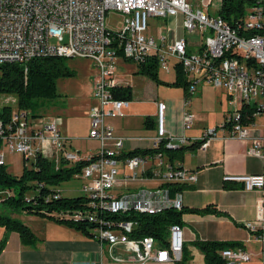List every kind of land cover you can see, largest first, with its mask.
I'll list each match as a JSON object with an SVG mask.
<instances>
[{"label": "built area", "instance_id": "2783aa9c", "mask_svg": "<svg viewBox=\"0 0 264 264\" xmlns=\"http://www.w3.org/2000/svg\"><path fill=\"white\" fill-rule=\"evenodd\" d=\"M240 1L247 6L236 28H231L219 16L220 0L216 7L213 0H0V64L25 65L43 57L76 58L90 60L98 71L91 81V104L86 113V140L96 144L93 153L81 155L71 149L70 141L59 132L57 119L33 123L14 109L7 119L0 118V165H5V155L19 156L24 168L31 167L37 155L54 160V169L84 162L74 179L82 183L80 194L87 202L71 218L94 224L92 239L109 256L113 248L119 247L130 255L132 264L179 262L180 225H170L165 246H158L150 236L131 238L135 223L114 217L131 212L155 215L166 209L179 211L181 194L169 192L167 185L195 181L194 173L173 167L160 153L124 156L129 153L123 150L125 142H147V150L160 146L175 150L190 141L167 135L165 104L159 101L154 104L151 137L114 135L106 121L123 118L129 107L128 101L113 96V90L119 87L116 66L127 61L136 67L139 56L153 58L157 71L163 74L173 73L174 65H178L188 83L186 106L199 85L224 92L234 110L217 127L202 132L197 139L199 150L215 138L217 130L224 133V138L247 141V127L252 123L240 124L238 111L244 105L254 108L251 118H261V136L251 140L246 152L264 160V0ZM108 11L122 16L119 28L104 27ZM177 16L186 36H199L195 52H188L190 44L185 36L169 42L148 33L149 20ZM51 40L56 44L51 45ZM193 120L188 111H183L182 130H189ZM142 181L153 185H136ZM221 181L237 183L242 191L257 193L253 219L240 227L259 246L256 263L242 247L224 248L218 256L223 264H264V174L224 175ZM110 260L112 264H122L115 256Z\"/></svg>", "mask_w": 264, "mask_h": 264}, {"label": "crops", "instance_id": "0c3cea01", "mask_svg": "<svg viewBox=\"0 0 264 264\" xmlns=\"http://www.w3.org/2000/svg\"><path fill=\"white\" fill-rule=\"evenodd\" d=\"M161 21L162 24L160 26L165 28V37L167 41L171 42L172 40L184 36L180 25V16L168 20L161 19ZM160 26L152 31L151 34L149 31V34L154 37L160 35V30H158L161 29ZM178 31H180V34ZM178 35L179 37H177ZM123 63L125 62H118V64ZM116 73L117 72H115V77L119 82L118 86H128L131 91V84H127V80ZM161 81L167 83L172 82V80ZM148 82L154 84L150 80H148ZM150 84L148 85L149 95L156 91ZM166 88H172L178 93H175L173 97H167L163 100H159L156 96L150 98L147 104L153 109L152 116H149L145 111L143 112V108L138 106L141 105L139 101H133V93L131 91L129 108L126 110L125 116L121 119H109L106 121V124L113 130L114 135L124 138L151 137L154 134V104L157 101L163 102L166 106L164 111V128L167 135L172 137H184L190 141L189 144L197 140L204 130L217 127L223 119L234 110L228 105L227 98L224 95L225 105L228 106V110H223V117L221 116L219 122H212L204 125L197 123L195 126L193 123L189 131H183L181 125L182 112L188 111V105L186 106L184 104L186 96L181 88ZM207 88L210 87L201 85L200 91H206L208 90ZM199 97L201 98V93H199ZM218 103L219 106H222L221 100H219ZM138 116L140 120L135 121L134 118ZM145 118L150 119L147 123L150 127L147 129H144L142 126V122ZM57 120L58 129L61 134L60 127L63 125V120L66 119L59 117ZM247 128L249 131L247 141L224 138V133L217 130L215 132V138L210 140L203 150L194 148L191 151H185L182 153L180 159L176 158L171 163L173 167L184 169L195 175V181L193 183L178 184L179 187H182L179 191L181 194V208L203 209L209 206L217 211L215 215L182 214L180 218L182 248L191 261L195 257L202 260V255L194 243L198 240L237 242L244 250L252 254L253 263L257 262L259 245L249 239L248 234L240 225L245 221L253 219L255 202L258 195L255 192L242 191L240 185L237 183L224 184L221 181L224 175L241 176L264 174V160L250 157L246 152L252 144L251 140L261 136V118L255 116L252 125ZM61 135L70 141L69 147L81 155L91 154L96 149V145L88 148L89 144L87 142L91 141L86 140V136L74 139V136L68 137V135ZM77 141L82 142V147H78L75 144ZM124 147H126V150H124ZM148 147L147 142H125L123 150L127 153L135 149L146 150ZM136 185L147 187L153 184L142 181L138 182ZM20 218L21 223L29 230L33 239L28 242H22L15 232L6 231L0 227V240L4 241L3 248L0 251V264H112V260H110L111 256L120 259L122 264H132L129 262V260H131L130 255L119 247L113 248L109 256L107 251L102 247L100 248L94 239H90L73 229L57 225L51 221L35 216L22 215ZM248 245H255L256 248L248 249ZM183 263L192 264L190 261H184ZM146 264L154 263L149 262Z\"/></svg>", "mask_w": 264, "mask_h": 264}, {"label": "trees", "instance_id": "16d2710c", "mask_svg": "<svg viewBox=\"0 0 264 264\" xmlns=\"http://www.w3.org/2000/svg\"><path fill=\"white\" fill-rule=\"evenodd\" d=\"M221 7L219 16L231 28H236V22L243 10L245 4L240 0H220ZM241 35V31H237ZM247 33L246 35H251ZM68 59L59 57L36 58L25 65L20 64H0V96H11L15 99V109L27 117H32L38 102L42 99H51L56 96V81L59 79H68L74 76L66 61ZM176 67V68H175ZM173 80L170 83L163 82L158 78L157 65L153 58L147 59L144 63L136 66L135 74L150 80L155 85L166 87L181 88L185 96L188 83L178 65H174ZM113 96L116 99L130 101L131 91L128 86L117 87L113 90ZM11 108L3 106L0 109V118L7 119L10 115ZM256 110L247 105L242 106L239 111L238 122L242 125H248L253 122L251 118ZM150 119L145 118L142 122L144 129H147V123ZM200 141H192L191 144L179 146L175 150H168L160 146L155 150L135 149L124 156L133 154L145 155L148 153H160L168 162L172 163L176 158L180 159L185 151H191L197 148ZM174 154V155H173ZM94 158V157H92ZM84 162L76 166L66 167L60 165L54 169L52 161L47 160L41 155H37L29 168H22L18 177L10 175L5 165H0V192L5 193L4 201L1 205L4 212L12 214L15 211H22L25 214L35 216L51 221L57 225H62L73 229L82 235L92 239V230L96 227L85 219L73 220L72 215L86 205L84 196L74 198L62 197L56 188L60 183L67 182L78 175ZM169 192H179L182 187L178 184L167 185ZM30 192L29 196L25 193ZM185 213L196 215L217 214L214 208L206 206L203 209H183L175 211L173 209L163 210L159 214L147 215L138 213H125L119 217L123 221L135 223L131 232V238H142L145 236L152 237L157 241L158 246H165L167 229L170 225L181 224V216ZM4 215L0 212V227L6 231L15 232L22 242L31 241L32 235L29 230L18 220ZM112 217V219H115ZM195 246L202 255L204 264H223L218 256L219 251L224 248L241 247L237 242H218V241H198ZM4 241L0 240V251L3 248ZM187 254L181 253L179 262L182 264L186 261Z\"/></svg>", "mask_w": 264, "mask_h": 264}, {"label": "rangeland", "instance_id": "374dc122", "mask_svg": "<svg viewBox=\"0 0 264 264\" xmlns=\"http://www.w3.org/2000/svg\"><path fill=\"white\" fill-rule=\"evenodd\" d=\"M219 0H213L215 7L218 5ZM152 20V19H151ZM123 18L120 14H117L113 11H108L104 17V27L107 30H114L119 28L122 25ZM162 24L161 19L149 20V30L150 34L152 31L156 30ZM156 26V28H155ZM161 27V26H160ZM165 28L160 29V37L166 38L164 30ZM180 34V31H178ZM186 40L190 44L188 52H195L194 45L200 40L199 36H186ZM179 37V35L177 36ZM176 37V38H177ZM180 38V37H179ZM51 45L56 44L55 41L51 40ZM123 64H117V73L119 76L127 80V84H131L133 101H139L141 105L139 107L143 108L149 116H152L153 109L147 104V101L150 100L153 96H156L159 100H163L167 97H173L175 95L174 89L163 87V85L150 84L148 80L144 77L136 75V67L134 64L124 61ZM67 67L74 72V76L68 79H59L56 81V96L51 99H42L38 102V105L33 112V116L29 117L33 123L46 122L48 119H57L61 117L63 120V125L60 127L61 134L74 136L73 138H79L87 135V107L91 104V91L90 85L92 78L97 76L98 71L94 63L86 59H68L66 61ZM158 77L161 80L171 81L173 80V73L163 74L158 72ZM131 81V83H130ZM152 85L156 91L153 94H148V85ZM156 87V88H155ZM200 85L196 87V92H194L189 97V104L187 110L194 117L193 123L194 126L198 124H209L212 122H219L223 114V110H228V106L225 105L224 92L220 90H213L207 88L206 91H200ZM179 89V88H176ZM201 93V98L199 97ZM222 101V106H219L218 101ZM145 102V104H144ZM3 106H9L11 111L15 109V99L11 96H0V109ZM129 108V107H128ZM222 109V110H221ZM223 117V116H222ZM135 121L140 120V117H135ZM58 122V121H57ZM62 122V121H61ZM120 122V121H118ZM189 131V130H187ZM81 141L75 142L78 147H82ZM89 144L88 148L94 147L96 144L94 142H87ZM126 150V147H124ZM4 164L6 171L12 175L18 177L21 169L24 168L23 160H20V157L17 155H5ZM149 183V182H147ZM153 184V183H151ZM82 183L79 180L71 179L67 182L60 183L56 188L60 195L65 198H74L79 196L80 188ZM150 187V186H147ZM31 193L26 192L25 195L29 196ZM5 193L0 192V212L4 215L9 216V213L4 212V207L1 205L4 201ZM27 215L22 211H15L10 214L9 217H12L19 222H21V216ZM28 216H31L28 214ZM255 245H248V249H255ZM186 261L192 262V264H204L203 261L195 257L191 261L187 255ZM175 264V263H174ZM184 264V263H183Z\"/></svg>", "mask_w": 264, "mask_h": 264}, {"label": "bare ground", "instance_id": "6f19581e", "mask_svg": "<svg viewBox=\"0 0 264 264\" xmlns=\"http://www.w3.org/2000/svg\"><path fill=\"white\" fill-rule=\"evenodd\" d=\"M164 23V22H163ZM146 61V56H139V57H137V65L138 64H142V63H144ZM176 68V67H175ZM173 71H175V70H173ZM196 92V91H195ZM190 97V96H189ZM165 108H166V106H165Z\"/></svg>", "mask_w": 264, "mask_h": 264}]
</instances>
